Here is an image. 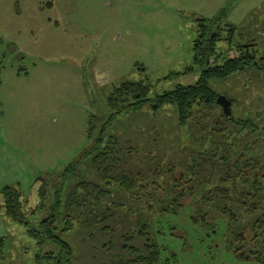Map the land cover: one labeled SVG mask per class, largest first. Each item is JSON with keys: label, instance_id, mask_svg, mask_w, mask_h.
<instances>
[{"label": "rangeland", "instance_id": "1", "mask_svg": "<svg viewBox=\"0 0 264 264\" xmlns=\"http://www.w3.org/2000/svg\"><path fill=\"white\" fill-rule=\"evenodd\" d=\"M223 7V21L242 27L244 40L255 39L264 52V0H0V190L6 184H19L26 210L39 201L42 180L52 193L58 179L50 173L62 171L88 144V115H93L96 127L108 117L106 95L112 85L145 78L153 95L176 82L195 81L197 67L177 78L164 76L192 63L195 17H212ZM221 45L226 47L225 41ZM210 84L232 95L234 111L241 108L240 114L257 122L264 134V72L248 68L223 79L212 78ZM171 105L153 110L147 104L120 113L105 127L104 139L114 136L117 147L141 149L118 156L112 174L120 169L145 174L157 159L183 168L192 157L198 158V148L206 147L204 140L198 142V135L187 134ZM97 132L98 128L94 135ZM149 151L154 158H146ZM87 160L90 157L73 170L67 192H78L74 182L82 172L98 178L99 173L85 165ZM116 185L105 195L107 202L98 205L99 212L110 206L104 222L108 229L77 223L78 231L68 236L76 248V264H140L136 258L147 253V240L137 234L129 240L123 237L138 226L134 223L138 209L148 219L149 234L161 258L169 256L170 264H259L228 248L221 229L216 236L208 235V229L193 223L189 215L196 204L154 220L140 198ZM112 195L119 199L110 201ZM213 212L222 221V213ZM44 215L45 211L38 212L36 218ZM247 219L243 217V223ZM29 224H35V217L29 215ZM2 236L0 264H35L36 253L45 246L0 206Z\"/></svg>", "mask_w": 264, "mask_h": 264}, {"label": "trees", "instance_id": "2", "mask_svg": "<svg viewBox=\"0 0 264 264\" xmlns=\"http://www.w3.org/2000/svg\"><path fill=\"white\" fill-rule=\"evenodd\" d=\"M225 13L223 7L212 17H195L192 63L164 76L177 78L197 67L199 72L195 81L176 82L153 95H150L151 83L145 78L125 79L111 86L106 95L108 117L96 127L93 115H88V144L79 158L62 171L50 173L58 179L53 184L52 193L48 192L47 182L42 180L38 186L39 201L26 210L19 184H6L1 188L0 206L4 214L13 221L24 223L27 234L45 245L41 252L36 253L35 264H76V248L68 236L78 231L77 223L80 226L93 223L103 231L108 229L104 222L110 206L106 205L105 212H99L98 205L107 202L104 197L110 193L114 183L134 199L140 198L153 213L154 220L162 213H175L182 206L196 204V210L189 215L193 223L208 229V235L213 233L216 236L221 229V238L240 258H252L264 264L263 127L248 115L242 116L240 112L244 111L241 108L236 109L238 113L234 111V97L222 92L230 100L231 112L226 114L215 100L221 92L210 84L212 78L223 79L248 68L264 72V52L257 48L255 39L244 40L242 27L223 21ZM221 41H225L226 47L221 45ZM147 104L153 110L172 104L177 123L192 137L198 135L195 139L198 142L204 140L206 147H199L198 158L193 160L192 157L183 168L171 161L160 162L157 159L148 173L120 169L112 174L111 169L118 156L138 153L141 149L133 145L117 147L114 136L104 139L105 127L118 114L142 109ZM96 128L98 132L94 135ZM145 156L152 159L155 154L149 151ZM87 157L91 161L87 160L85 165L92 166L99 173L98 178H88L82 172L81 178L74 182L78 192H67L66 185L72 182L73 170ZM208 170L212 171L210 176L202 177V172L207 173ZM111 197L112 202L119 199ZM186 197L190 199L187 204L183 202ZM214 210L222 213V221L216 220ZM41 211L46 215L36 218ZM135 212L134 223L138 226L131 228L123 237L129 240L137 234L147 240L144 243L147 253L136 259L139 258L140 264H170L169 256L162 259L159 247L150 237L145 213L139 209ZM29 215L35 217L34 225L29 224ZM243 217L248 218L244 223ZM4 238L2 236L0 240ZM126 247L135 249L129 244Z\"/></svg>", "mask_w": 264, "mask_h": 264}, {"label": "water", "instance_id": "3", "mask_svg": "<svg viewBox=\"0 0 264 264\" xmlns=\"http://www.w3.org/2000/svg\"><path fill=\"white\" fill-rule=\"evenodd\" d=\"M216 102L221 105L223 111L226 114H230L231 112V107H230V100L227 98V96L223 93H219L216 98Z\"/></svg>", "mask_w": 264, "mask_h": 264}]
</instances>
